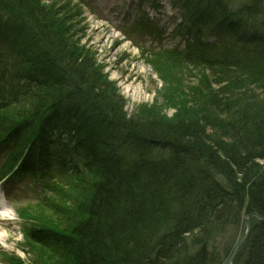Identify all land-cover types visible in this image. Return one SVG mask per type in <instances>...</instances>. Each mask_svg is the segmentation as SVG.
Segmentation results:
<instances>
[{"label":"trees","instance_id":"16d2710c","mask_svg":"<svg viewBox=\"0 0 264 264\" xmlns=\"http://www.w3.org/2000/svg\"><path fill=\"white\" fill-rule=\"evenodd\" d=\"M42 1L0 0V172L23 157L27 176L56 169L82 189L58 228L40 221L27 243L50 247L54 264H224L236 239L220 251L216 238L264 217V0H178L196 29L184 57L214 75L174 119L125 113L92 60L71 61ZM209 32L219 43L203 44ZM90 109L105 122L81 118ZM232 264H264V220L251 218Z\"/></svg>","mask_w":264,"mask_h":264},{"label":"rangeland","instance_id":"374dc122","mask_svg":"<svg viewBox=\"0 0 264 264\" xmlns=\"http://www.w3.org/2000/svg\"><path fill=\"white\" fill-rule=\"evenodd\" d=\"M128 1L44 0L41 3L61 30L65 41L61 43L76 52L71 61L77 60V56L92 60L110 88L122 97L125 113L155 119H174L187 114L199 106L205 90L203 85L208 88L202 79H212L214 70L166 55L173 43L154 38L158 36L156 31L151 33L149 29L148 34L135 26L121 30L119 24L124 21L122 15L126 11L121 9L123 4L128 7ZM121 12L122 17L119 16ZM164 12L160 9L151 15L158 29L165 27L167 16L174 13L165 15ZM126 24L131 22L127 20ZM34 29L39 30L36 26ZM41 33L40 37L43 36ZM15 108L11 107L5 114L12 115ZM53 114L54 118L64 123V115L60 112ZM129 149L125 147V151ZM49 175L43 177L42 182L40 179L36 183L24 180L9 185L11 191L6 208L13 220L0 221V235L7 236L5 240H0V264H54L62 261L50 247L30 245L21 236L22 228L31 226V223L19 217L18 209L24 208L26 217L34 220L35 225L41 221L46 226L58 228L62 223V206L67 208L71 206V200L80 197L82 182L68 174ZM244 229L242 217L237 226L216 238L214 247L222 251L227 244H231L232 238L236 239L235 242L240 239ZM10 257L15 259L10 261Z\"/></svg>","mask_w":264,"mask_h":264},{"label":"bare ground","instance_id":"6f19581e","mask_svg":"<svg viewBox=\"0 0 264 264\" xmlns=\"http://www.w3.org/2000/svg\"><path fill=\"white\" fill-rule=\"evenodd\" d=\"M141 3H143V2H141ZM178 6V5H177ZM178 7H183V6H178ZM89 110V109H88ZM95 111L93 110V111H91V109H90V111H88V112H84V113H82L83 114V116L81 115V118H83V119H85V121L88 123V121L87 120H90V119H98V120H101L102 122H105V120L102 118H100V116H96V117H94V114H96V113H94ZM101 121H98V122H101ZM84 126H85V124H83ZM112 140L114 141V143L116 144V145H119L120 146V143H121V140L119 139V138H112ZM3 212H5V209L3 210H1V213H3ZM252 214H256V213H251V214H249V215H247L246 217L245 216H242L243 217V222L244 223H246V220H247V218L250 216V215H252ZM258 215V214H257ZM241 217V218H242ZM252 217H256L257 218V216H255V215H253ZM252 217H250V220L249 221H251V218ZM258 219V218H257ZM241 220V219H240ZM240 223V222H239ZM245 229H246V226H245ZM245 229L243 230V233H242V235L241 236H243L244 235V233H245ZM249 230H250V228H249ZM249 233V232H248ZM6 237L7 236H5V237H2L1 235H0V240L2 241V240H5L6 239ZM226 262H224V264H225Z\"/></svg>","mask_w":264,"mask_h":264},{"label":"water","instance_id":"95a60500","mask_svg":"<svg viewBox=\"0 0 264 264\" xmlns=\"http://www.w3.org/2000/svg\"><path fill=\"white\" fill-rule=\"evenodd\" d=\"M253 215L257 216V218L259 220H264V217L260 216V215H257V214H252L250 215L247 220H246V223H245V226H246V229H245V233L244 235L238 240V242L234 245L227 261L225 264H231L233 258L235 257L239 247L242 245V243L245 241L246 237L248 236V232H249V228H250V217H252Z\"/></svg>","mask_w":264,"mask_h":264}]
</instances>
